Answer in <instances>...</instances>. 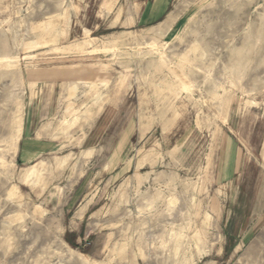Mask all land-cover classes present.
Returning a JSON list of instances; mask_svg holds the SVG:
<instances>
[{"label":"rangeland","instance_id":"1","mask_svg":"<svg viewBox=\"0 0 264 264\" xmlns=\"http://www.w3.org/2000/svg\"><path fill=\"white\" fill-rule=\"evenodd\" d=\"M122 5L0 0V264H264V0ZM51 80L58 145L23 163Z\"/></svg>","mask_w":264,"mask_h":264},{"label":"crops","instance_id":"2","mask_svg":"<svg viewBox=\"0 0 264 264\" xmlns=\"http://www.w3.org/2000/svg\"><path fill=\"white\" fill-rule=\"evenodd\" d=\"M121 1L124 5L118 12L120 21L123 26L134 28L160 23L168 14L173 0ZM58 89L59 85L54 80L45 83L37 108L28 109L18 153V159L23 163L41 160L44 156L54 153L58 145L53 134L54 119L58 113Z\"/></svg>","mask_w":264,"mask_h":264}]
</instances>
